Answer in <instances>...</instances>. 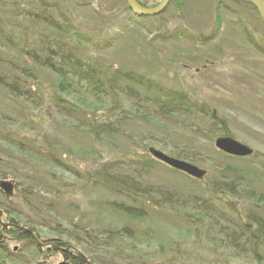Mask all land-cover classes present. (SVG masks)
<instances>
[{
  "label": "trees",
  "instance_id": "obj_1",
  "mask_svg": "<svg viewBox=\"0 0 264 264\" xmlns=\"http://www.w3.org/2000/svg\"><path fill=\"white\" fill-rule=\"evenodd\" d=\"M136 1L144 6L140 0ZM63 5L62 0H0V146L5 144L31 159L35 152L44 158L46 167H38L43 170L37 169L36 173L40 172L47 190L43 194L40 190L43 185L36 177L21 176L7 161H1L0 181L13 178L18 182V189L20 182L26 179L27 183L19 193L32 200L23 198L36 218L46 217L47 220L49 217L48 222L55 224L53 230L60 239L52 240L64 248L71 245L67 239L85 246L80 252L92 264H104L87 252L92 243L106 250L121 251L108 258V264H177L187 255L192 258L190 252L209 251L217 255L221 248L215 249L206 242L215 231L224 237L225 248L229 250L227 258L243 255L246 264H264V191L255 186L264 182V164L256 169L230 163L210 166L204 180L197 181L201 185L199 190L181 191L149 181L147 176L155 161L148 155L149 148L145 145L142 154L120 152L114 154L119 158L116 161L101 166L93 163L95 169L85 173L83 185L123 198L120 202L114 200L100 205L130 220L142 221L160 215L185 224L187 230L183 239L175 238L158 245L149 258L140 248L142 244L133 242L137 241L135 232L129 227L116 231L99 226L94 220L87 224L70 221L72 234L69 227L64 226L62 214L55 204L60 188L56 187L60 181L55 170L77 174L66 160L75 156V150L77 153L81 150L83 156L86 153L85 148L68 149L62 145L56 133L58 127L67 129L73 139H81L80 142L90 141L96 145L108 141L113 144L117 137H126L130 133L126 126L132 119H140L148 125L155 121L166 123L170 119L185 122L199 115L209 120L210 130L206 135L211 140L225 136L235 138L227 119L210 105H200L181 91H167L147 75L107 66L97 60L95 54L83 52L81 45L91 46L93 42L83 40L77 34L75 41H71L70 36L75 33L71 32L73 27L68 14L62 10ZM72 95L83 97L81 104L91 101V108H82L81 104L70 101ZM120 97L132 102L133 113L124 109ZM63 118V124L58 125ZM181 146L186 145L182 143ZM176 155L179 160L198 162L197 156L191 157L186 152ZM251 158L242 160L247 162ZM244 198L249 201L247 208L241 202ZM8 202L3 210L9 220L19 223L11 217L14 210L10 208L11 200ZM44 214L45 217H41ZM48 222H44L45 227ZM36 224L43 226L40 221L26 218L23 226L35 232ZM80 231L89 245L79 238ZM13 233L12 238L17 241H31L26 232ZM123 248L129 249L128 255ZM64 261L66 264H86L72 253L66 254Z\"/></svg>",
  "mask_w": 264,
  "mask_h": 264
},
{
  "label": "rangeland",
  "instance_id": "obj_2",
  "mask_svg": "<svg viewBox=\"0 0 264 264\" xmlns=\"http://www.w3.org/2000/svg\"><path fill=\"white\" fill-rule=\"evenodd\" d=\"M140 1L145 7L154 8L162 0ZM62 2L65 4L62 10L68 14L70 25L73 27L71 32L75 33L72 36L69 34L71 41H75L77 34L83 40L93 42L91 46L82 43L83 52L95 54L98 56L97 60L107 66L147 75L166 87L167 91L169 89L181 91L200 105H210L227 119L234 138L250 146L254 151L251 160L248 159L247 162L242 160L243 158L234 160L226 158L215 147V140L206 135L210 130L209 120L199 115L186 119L185 122H181L182 119L179 121L170 119L166 123L155 121L148 125L140 119L135 121L132 119L126 126L130 138H127L128 135L117 137L113 144L107 143L108 141L106 144L96 145L90 141L80 142L81 139H73L67 129L58 127L56 133L62 145L68 149L85 148L83 151L86 153V156H83L81 150L78 153L75 150L74 158L69 157L68 160L65 158L67 164L73 166L77 174L55 170L60 181L56 186L60 188L59 195L55 197V204L62 214L60 218L64 226L69 227L72 234L74 231L68 224L70 221L87 224L94 220L95 224L116 231L129 227L135 232L137 241L133 242L141 243L140 248L149 258L151 253L159 248L158 245L175 238L183 239L187 230L185 224L175 218L168 219L160 215H153L142 221L130 220L105 208L100 204L114 200L120 202L123 198L101 189L94 190L84 186L85 173L95 169L93 164L95 162L101 166L108 161L118 160L114 154L129 151L142 154L143 145L163 151L170 157L177 158L176 154L182 152L191 157L197 156L195 158L198 162L195 165L204 170L226 163L255 169L261 167L264 164V20L256 8L246 0H172L163 14L144 18L130 12L126 0H62ZM61 24L64 23L61 21ZM82 98L72 95L69 100L81 104ZM121 99L124 109L133 113L135 110L131 107L132 102ZM90 103L91 101H87V104L82 103V108H91ZM62 121L65 119H61L58 125H62ZM171 121L179 125L175 127L170 124L173 123ZM197 130L201 132H196ZM53 131L55 132V129ZM182 143L186 146H181ZM2 146L0 165L3 164L1 161H7L14 171L21 173V176L36 177L43 185L40 186L42 187L40 190L46 194L45 180L39 174L46 167L44 158L35 152L32 153L31 159L12 147L5 144ZM87 150L90 155H87ZM151 158L155 162L147 176L150 182L171 190L200 189L199 180L171 169L152 156ZM192 164L194 165V162ZM37 169L39 173H36ZM12 180L15 191L10 199V208L14 210L11 217L17 219L22 226L26 218L38 223L40 221L42 227L35 225L40 241L60 239L53 230L55 224L48 222L49 217L46 220L44 214L41 216L45 217L44 219L36 218L35 212L25 205L24 194H20L19 191L24 189L26 179L20 182L18 189L16 188L18 182L13 178L9 181ZM255 186L264 191V182ZM5 199L4 193L0 191V211L9 205ZM241 200L247 208L249 201L245 198ZM43 221L48 222L46 227ZM78 234L85 244L89 243L82 231ZM211 234L213 235L208 236L206 242L215 249L221 248L218 249L217 255L209 251L190 252L192 258L187 255L177 264H222L225 261L246 264L243 255L234 259L227 258L229 250L225 248L223 235L217 231ZM67 240H70V246L76 252L82 251L83 247L86 248L78 246L71 239ZM4 245L7 249L4 251L0 249V264L62 263V255L59 252L51 253L43 249L42 253H39L34 244L16 242L11 240L10 236L6 237ZM91 245L89 251H86L102 260L104 264L109 263L108 258L113 254L121 252L119 249L106 250L95 246V243ZM124 252L128 255L129 249L126 248Z\"/></svg>",
  "mask_w": 264,
  "mask_h": 264
},
{
  "label": "water",
  "instance_id": "obj_3",
  "mask_svg": "<svg viewBox=\"0 0 264 264\" xmlns=\"http://www.w3.org/2000/svg\"><path fill=\"white\" fill-rule=\"evenodd\" d=\"M128 3V7L130 12H132L134 15H136L139 18L144 17H155L163 14L166 11V8L169 6L172 0H162L158 5L154 6V8H147L145 6H142L138 3L136 0H126ZM250 5L254 6L261 18L264 20V1L263 0H246ZM215 147L224 155H228L233 158H247L251 157L253 155V149L250 146L244 145L241 142H239L236 139H233L232 137H219L214 142ZM149 154L160 163H164L171 169L173 168L176 171H179L181 173H185L192 179H196L199 181H203L205 176L207 175V170L200 169L195 164L193 165L190 162H187L185 160H179L175 157H170L169 155L165 154L163 151L156 150L153 147H150ZM14 181L9 180H1L0 181V191H2L5 195V198L7 200H10L14 194ZM2 213L0 212V216ZM6 226V224H4ZM13 228H16L20 231L27 232L31 238L32 241L37 243L40 247H48L52 248L54 251L63 252V253H69L71 246H68V248L63 249L60 246H50V245H43L37 237H35L34 233L26 228H22L19 226H12ZM76 256L81 259L86 264H92L90 261L87 260L85 255L81 252L76 253Z\"/></svg>",
  "mask_w": 264,
  "mask_h": 264
},
{
  "label": "flooded vegetation",
  "instance_id": "obj_4",
  "mask_svg": "<svg viewBox=\"0 0 264 264\" xmlns=\"http://www.w3.org/2000/svg\"><path fill=\"white\" fill-rule=\"evenodd\" d=\"M1 213H2V215L0 216V249L1 250H6L7 249V247L4 245L3 246V244H4V242H5V240H6V237L7 236H10L11 237V240H15V238L13 239L12 237L14 236V231H20V230H18V229H16V228H13L12 226H19V227H22V228H26L25 226H22V225H20L19 223H17V222H15V221H11V220H9V218H8V214H6V212L4 211V210H2V211H0ZM4 224H6V226H4ZM26 229H28V228H26ZM29 230V229H28ZM31 231V230H30ZM21 232H23V231H21ZM33 232V231H32ZM25 233V232H24ZM27 233V232H26ZM34 233V235H35V237H37V239H38V236H37V232L35 231V232H33ZM28 234V233H27ZM29 235V234H28ZM30 236V235H29ZM30 239H31V241H25V242H28L29 244H34L36 247H37V249H38V252L39 253H42V251H43V249H45L46 250V252H51L52 253V251L53 252H56V251H54L52 248H48V247H45V246H43V247H40L37 243H35V242H33L32 241V238H31V236H30ZM39 240V239H38ZM16 242H17V240H15ZM40 241V240H39ZM18 242H23V241H18ZM24 242V243H25ZM43 245H50V246H59V245H57L53 240H46V241H40ZM61 248H63V249H66V248H68V247H66V248H64V247H61ZM70 252L69 253H72V254H76V253H79V252H76L75 250H73V248H72V246H71V248H70V250H69ZM61 255H62V263L61 264H66V262L64 261V259H65V255L66 254H69V253H63V252H60V251H58ZM58 252H56V253H58ZM76 252V253H75ZM43 264H47V263H45V262H43Z\"/></svg>",
  "mask_w": 264,
  "mask_h": 264
}]
</instances>
